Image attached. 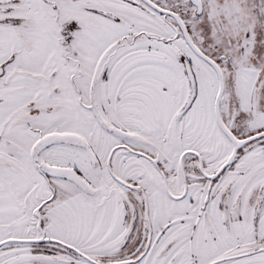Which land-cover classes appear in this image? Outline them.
<instances>
[{
    "label": "snow or ice",
    "instance_id": "snow-or-ice-1",
    "mask_svg": "<svg viewBox=\"0 0 264 264\" xmlns=\"http://www.w3.org/2000/svg\"><path fill=\"white\" fill-rule=\"evenodd\" d=\"M0 264H264V0H0Z\"/></svg>",
    "mask_w": 264,
    "mask_h": 264
}]
</instances>
